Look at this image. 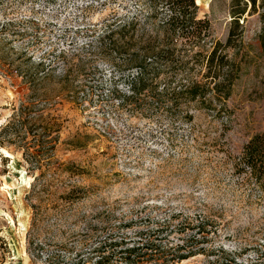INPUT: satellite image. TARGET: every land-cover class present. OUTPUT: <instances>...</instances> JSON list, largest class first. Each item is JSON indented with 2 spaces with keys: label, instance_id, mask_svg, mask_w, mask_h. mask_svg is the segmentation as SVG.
<instances>
[{
  "label": "rangeland",
  "instance_id": "374dc122",
  "mask_svg": "<svg viewBox=\"0 0 264 264\" xmlns=\"http://www.w3.org/2000/svg\"><path fill=\"white\" fill-rule=\"evenodd\" d=\"M232 1L200 0L213 42H227ZM136 6L0 0V264H50L54 252L73 260L105 238L153 237L200 219L209 236L200 246L224 253L182 264H264V178L237 166L264 133L262 9L247 11L224 49L237 67L227 113L193 103V123L173 127L168 116L119 108L109 95L127 91L123 75L87 35ZM14 115L17 131L3 133ZM171 234L183 244V233ZM30 240L42 247L37 260Z\"/></svg>",
  "mask_w": 264,
  "mask_h": 264
},
{
  "label": "trees",
  "instance_id": "16d2710c",
  "mask_svg": "<svg viewBox=\"0 0 264 264\" xmlns=\"http://www.w3.org/2000/svg\"><path fill=\"white\" fill-rule=\"evenodd\" d=\"M131 1L137 5L131 9L133 12L113 13L104 20L101 31L87 29V35L92 33L95 37L97 53L122 73L127 85V91L114 88L109 97L119 100V108L135 117L168 116L173 127L193 123L190 110L193 103L216 115L226 114L237 67L224 49L230 48L235 38L241 36L237 31L242 28L240 22L248 10L249 14H256L262 9L260 17L264 23V0L232 1L231 29L226 44L212 41L210 22L199 17L196 0ZM262 46L264 49V38ZM115 58L119 59L118 63H114ZM38 67H45V63H39ZM19 124L14 115L2 131L14 134ZM8 140L12 143V139ZM53 140L48 139L44 148L52 146ZM49 150L53 147L47 149L48 153ZM237 166L238 170L249 169L257 179L264 178V133L257 134L245 145ZM193 224H182L153 237L143 238L139 234L138 238H105L89 252L77 253L73 260H67L59 252L48 255L46 260L50 264H182L199 255L224 253L222 249L200 246L209 240L205 219ZM175 231L184 234L183 244L172 241L170 236ZM41 249L35 240H30L28 253L32 260L41 258ZM209 259L210 263H219V259ZM231 264L239 263L232 258Z\"/></svg>",
  "mask_w": 264,
  "mask_h": 264
},
{
  "label": "bare ground",
  "instance_id": "6f19581e",
  "mask_svg": "<svg viewBox=\"0 0 264 264\" xmlns=\"http://www.w3.org/2000/svg\"><path fill=\"white\" fill-rule=\"evenodd\" d=\"M200 4V0H197V5H199ZM9 156V155H8Z\"/></svg>",
  "mask_w": 264,
  "mask_h": 264
}]
</instances>
